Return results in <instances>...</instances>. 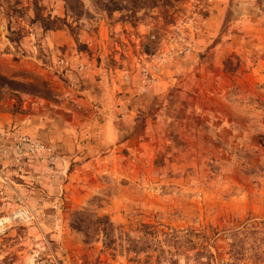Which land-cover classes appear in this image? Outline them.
Instances as JSON below:
<instances>
[{
    "label": "rangeland",
    "instance_id": "374dc122",
    "mask_svg": "<svg viewBox=\"0 0 264 264\" xmlns=\"http://www.w3.org/2000/svg\"><path fill=\"white\" fill-rule=\"evenodd\" d=\"M7 129L59 158L0 264H264V0H0Z\"/></svg>",
    "mask_w": 264,
    "mask_h": 264
},
{
    "label": "built area",
    "instance_id": "2783aa9c",
    "mask_svg": "<svg viewBox=\"0 0 264 264\" xmlns=\"http://www.w3.org/2000/svg\"><path fill=\"white\" fill-rule=\"evenodd\" d=\"M58 158L49 145L36 137L17 130H0V182L7 189L13 190L12 202L15 205L7 216L0 217V227L30 224L35 220L30 197L23 188L14 192V183L8 180L5 174L14 175L22 181L28 178L31 172L35 177L47 178L46 176L53 175Z\"/></svg>",
    "mask_w": 264,
    "mask_h": 264
},
{
    "label": "trees",
    "instance_id": "16d2710c",
    "mask_svg": "<svg viewBox=\"0 0 264 264\" xmlns=\"http://www.w3.org/2000/svg\"><path fill=\"white\" fill-rule=\"evenodd\" d=\"M4 80L5 79H3V81ZM4 83L9 84L10 82H8L7 80H5ZM41 85H43V83H41ZM31 92L34 93V94H37V95H39V94H46L47 93L44 87L38 88V90H35V88H34L33 90H31Z\"/></svg>",
    "mask_w": 264,
    "mask_h": 264
},
{
    "label": "crops",
    "instance_id": "0c3cea01",
    "mask_svg": "<svg viewBox=\"0 0 264 264\" xmlns=\"http://www.w3.org/2000/svg\"><path fill=\"white\" fill-rule=\"evenodd\" d=\"M117 111H119V110H117ZM116 113H117L116 111L115 112L113 111V116H115ZM113 116L111 119V126L113 127V129H115L116 123H114V117ZM100 119H103V118L102 117L101 118L100 117H94V120H96V122L99 121Z\"/></svg>",
    "mask_w": 264,
    "mask_h": 264
}]
</instances>
